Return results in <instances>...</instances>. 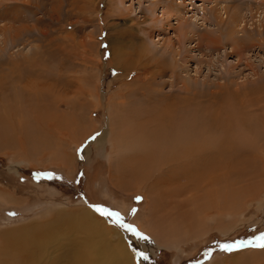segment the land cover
Here are the masks:
<instances>
[{
  "label": "rangeland",
  "instance_id": "obj_1",
  "mask_svg": "<svg viewBox=\"0 0 264 264\" xmlns=\"http://www.w3.org/2000/svg\"><path fill=\"white\" fill-rule=\"evenodd\" d=\"M179 6L183 14L176 18ZM233 12L243 18L237 39L247 38L243 29L262 31L264 0H0V34L23 28L28 34L0 54V125L11 128L0 132V193L8 194L0 199V232L28 227L41 235L57 232L67 248H50L46 259L82 264L88 256L81 242L92 236L77 223L73 227V221L89 211L107 227L110 243L125 246L132 264H243L242 259L264 264V248L259 247L264 237V176L252 179L251 186L252 176H247L252 167L253 172L263 170L264 113L253 118L261 141L251 157L243 153L235 163L220 165L224 169L235 164L234 170L227 169L234 181H249L233 186L236 192L226 188L237 207L228 216L217 218L222 199H210L199 189L176 199L171 192L182 190L185 179L177 185L162 183L155 176L158 171L143 182L118 177L129 151L114 142L113 130L118 140L133 136L128 128L134 129L138 120H129L144 110V93L169 96L186 84L204 101L210 94L223 97L238 91L243 93L234 100L238 113L243 112L240 101L264 98V41L260 46L251 42L256 49H247L240 61L231 56L223 28L231 25ZM0 37L1 48L6 40ZM160 69L165 70L163 77H158ZM187 168L183 178L197 175L199 182L207 177L194 166ZM220 183L213 192L225 188ZM253 186L255 197L247 192L234 199ZM184 200L191 201L188 212L197 215L194 225L182 218ZM70 218L72 225L65 226ZM174 229V237L164 234Z\"/></svg>",
  "mask_w": 264,
  "mask_h": 264
},
{
  "label": "bare ground",
  "instance_id": "obj_2",
  "mask_svg": "<svg viewBox=\"0 0 264 264\" xmlns=\"http://www.w3.org/2000/svg\"><path fill=\"white\" fill-rule=\"evenodd\" d=\"M174 9L175 8H173V10ZM179 9L180 6L179 8L175 9L178 12V17L176 18H180L181 15L183 14L182 12L180 13ZM167 14H170L169 16H171L172 11L171 13L167 12ZM230 17H231V25L230 26L226 25L223 28L224 30L223 37L227 39L226 42L231 41L230 43L232 49L231 56L233 55L235 57L240 58L239 59L240 61L243 58V54L245 51H247V49L251 51L253 49H256L253 47L251 42L255 41L260 46L261 45L260 42L264 41V26L261 27L262 31L253 30L252 32H250L247 29H243V32L246 33L247 38L240 40L239 38L237 39V37H235V34H238L239 30L237 28H239V26H242L243 18L237 12L236 14L234 13V16L230 15ZM23 29L20 30L16 29L15 32H13L14 30L12 31L10 29L9 30L4 29L1 31L0 35L2 36V40L3 41L6 40V41L5 44H3V46L0 48V54L4 51V47H6L8 44H13L14 45L13 47H15L20 41H22L21 39L23 35L24 37L26 36L28 37V34L24 33L25 29L24 30ZM28 33L30 35V30ZM184 37L187 38V36H183V38ZM183 40L184 42L186 41L185 39ZM164 55L167 56L168 53L162 54V56ZM146 68L148 69L147 65H145V69ZM165 74H166L165 70L160 69L158 77L160 76L163 77ZM157 84L158 83L155 80L154 86H157ZM171 85L172 87L176 86V89L178 90L177 84L174 83ZM183 85H182L183 88H180L178 91L170 94L169 96L164 95L159 91H156L157 95L156 96L154 95V97H151L147 92L144 93L145 96L142 102L143 105L145 106L144 110L140 115L138 113V116H133V118L131 117L132 120H129V122L133 121V119L135 121L136 119L138 120V122L136 121L137 123H135L136 126L134 129L131 128L130 126L128 128L130 129L129 131H131L130 133L133 134L131 138L128 137L129 140L126 134H125L126 136L125 135H123L122 137L119 136L120 140H118V138L115 137L117 136L116 130L115 129L113 130V132L115 131L116 133V134L114 133L115 135L114 142L120 144L119 145L116 143L117 147L118 145L119 147H121V145L125 144L127 150L129 151V154L127 155V157H125L126 160H124L125 165H123V168L120 170L118 177L119 178L126 177V179L128 178L129 181L139 180L143 182L146 181V179L149 180V178L152 177V176L150 177V175L152 173L154 174V171H158L155 174V176L158 175L157 178L161 179L160 181H162V183L170 182L173 183V185H177L175 182H179V180L185 179V182L183 183V187H181L183 188L182 190L180 188H177L176 190L174 191L172 190L171 192L173 196L176 195L178 196L176 199L183 197V195H185L186 193L191 192L192 189H199L200 193L204 192V195L207 193L210 199L216 197H217L216 199H218L217 201L222 199L221 208L217 212V218L218 216L219 217H223L226 215L228 216V214L232 213V208H233L232 206L233 205L235 206L236 203L232 205L233 199H231L232 201L229 200V198H231L230 194L232 196V193L228 192L229 189L226 190V188L228 186L230 187L232 186L233 188V186L237 184H241V183L244 184L245 182H249V181H250V185L248 183V186H251L255 182V180L252 179H256L261 176H264V166L261 172L262 174L258 172H253L252 171L253 167H252V169H250V173L249 174L247 173V176L248 175L252 176L251 180L248 181L245 180L246 179L245 177L243 179H241L240 177L234 181L236 177L232 174V170H234L233 165L235 166V164H232L231 167H229L232 170H227L229 169L227 167L225 168L223 167L224 169L220 168L221 167L220 165L225 164V166H228L229 165L228 163L233 162V160H235L234 163L236 162V160H240L242 158L243 153H247L249 158L251 157L252 154L250 151H252V149L254 148L257 142L261 141V136L255 133L256 126H254L255 124L253 118L257 116H261V113L262 114L264 113V98L259 99L257 101L254 100L247 101L245 103L240 101L241 107L243 108L242 109L243 112L240 111V113H238L234 109V107L236 108L234 100L237 101L238 99L236 95L240 98L243 95V93H238V91H236V94L234 95L232 93L227 92L223 97L222 96L215 97L214 94H210L209 98H205L204 101H198V98L196 96H193L192 87L190 88V85L189 87L185 86L186 84ZM220 88L223 89V87ZM190 93L192 94V96H190ZM245 105L248 107H245ZM248 110H251L252 113H260V114L253 115L252 113H248L247 112ZM21 119H23V117ZM21 124L23 125V123ZM5 125L7 126L0 125V132L11 131V128L9 127L10 125L9 126L8 124ZM132 129L133 131L136 130L135 133H132L133 132ZM146 131H150V132H146ZM1 142L2 140L0 138V143ZM137 146L141 148V151H136ZM176 165L182 166L184 169L176 170L175 169ZM153 166H155L156 168ZM190 166H194L196 172H206L207 177L203 178L199 182H196L197 175L186 176L183 178L182 177L183 174H186L189 171V168L187 167ZM245 166L246 168H248L249 167L248 163ZM231 175L234 176L232 182L229 181L231 179ZM239 175L241 176L243 174L239 173ZM220 182H222L223 185L225 184V188L216 189V192H213L212 188H214L215 186H219V184L221 185ZM223 185L221 188H223ZM243 186L244 185H242V187ZM253 187L245 188L242 190L243 192L240 191L241 189L240 190L238 189L239 192H241V194H237L238 196H234V199L236 197L240 199L241 198L240 195H244L247 192H252L251 194L254 195L253 189H256V187L254 188ZM244 190H246V192ZM234 191L236 192L235 189ZM211 192L212 195L210 194ZM227 192L229 193V195ZM5 195L8 196V194L6 193ZM5 195L3 193H0V199H4ZM238 198L236 200H238ZM215 201L216 200H213L210 203L213 204ZM190 205H191V201L189 200H187V202L184 200L183 203H181L182 211H184L182 218L185 222L189 224L192 223V225H194L196 221L194 220V218L197 217V215H191L190 212H188L187 208ZM195 205L196 204H194V206ZM201 206H199L198 208L199 211L198 216L200 217L202 215V212H200ZM61 216H63V214ZM58 218H60V216ZM74 218H76V221H73V219L70 218V220L69 219L67 220V225L65 226L70 225L69 223H71L72 225V221H73V227L76 226L77 223L78 224L76 226L77 228L85 227V229H87V231L89 232L90 236H92V239L81 242L84 248V253L88 256V261H85L82 264H132L130 261L129 253L127 252L125 246L122 243L119 244L110 243L109 240H107L106 238L108 233L107 227L101 222H97V220L94 219V217L91 215L89 211H86L80 214L79 216L76 215ZM48 226L51 225L49 224ZM58 227L60 228V226ZM73 227L72 230L70 231H73ZM39 228L41 227L39 226ZM177 229L172 230V232L166 231L164 232V234L165 235L174 234L173 235L174 237L176 232L175 230ZM31 230L32 229L31 228L29 229L28 227L27 230H23V231L21 230L18 232H12V231L5 233L0 232V242L3 245V249L0 251V260H1L0 264H58L57 261L48 260V258L46 259V254L48 253L50 248H56L60 252L64 247L61 245L63 242L60 239L57 240L58 239V237H56L57 232L53 233L51 231H46L44 235L43 234L41 235L39 232H35L34 231L35 229L32 231ZM159 235H163V234L161 233ZM40 242H42V244H40ZM97 245H100V247H98ZM260 258L263 259L262 257ZM253 259L254 256L252 257L251 260ZM240 262L243 264L246 263L248 264L249 261L242 259L240 260Z\"/></svg>",
  "mask_w": 264,
  "mask_h": 264
},
{
  "label": "snow or ice",
  "instance_id": "obj_3",
  "mask_svg": "<svg viewBox=\"0 0 264 264\" xmlns=\"http://www.w3.org/2000/svg\"><path fill=\"white\" fill-rule=\"evenodd\" d=\"M108 215H113V214H112V213H108ZM261 240H262V242H261V244L259 245V247L264 248V237H261ZM225 250H226V251H231L232 249H231L230 247H228V246H225Z\"/></svg>",
  "mask_w": 264,
  "mask_h": 264
}]
</instances>
